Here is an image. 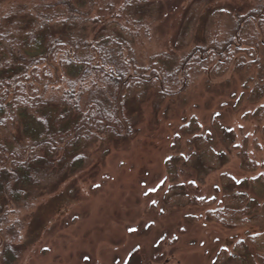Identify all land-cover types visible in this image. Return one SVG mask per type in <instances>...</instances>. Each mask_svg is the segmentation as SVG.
<instances>
[{
  "label": "rangeland",
  "instance_id": "1",
  "mask_svg": "<svg viewBox=\"0 0 264 264\" xmlns=\"http://www.w3.org/2000/svg\"><path fill=\"white\" fill-rule=\"evenodd\" d=\"M50 2L0 0V18L14 10L21 20L40 21ZM124 3L81 0L77 16L58 6L62 15L49 27L58 36L67 24L54 26L57 20L73 17L89 41L111 30L130 44L122 52L131 73L145 70V77L155 55L182 60L203 49L207 30L231 33L241 20L243 31L227 54L179 74L165 96L155 78L115 91L92 71L81 100L119 98L121 136L86 126L83 166L55 173L28 191L23 205L8 201L0 215V264H264V0H146L143 29L112 19L110 6L118 11ZM67 87L38 91L42 111L58 120L52 131L68 129L73 137L79 117L63 98ZM7 130L25 146L18 127ZM4 135L0 129V140Z\"/></svg>",
  "mask_w": 264,
  "mask_h": 264
},
{
  "label": "trees",
  "instance_id": "2",
  "mask_svg": "<svg viewBox=\"0 0 264 264\" xmlns=\"http://www.w3.org/2000/svg\"><path fill=\"white\" fill-rule=\"evenodd\" d=\"M50 1L49 5H42L40 21L32 18L21 20L14 10L0 18V129L5 133L0 140V202L2 197L5 201L4 205L0 204V215L6 211L8 201L25 204L28 191L42 186L55 173L65 174L61 171L63 169L71 173L84 165L86 156L82 151L90 136L89 130L84 131L86 126L96 128L97 132L103 130L121 136L119 98L116 97L112 103L110 99L101 100L95 95L88 105L81 100L87 91L83 90V86L92 71L106 78L115 91L119 87L122 91L123 88L152 83L155 78L161 86L160 95L165 96L167 89L177 85L179 74L186 75L189 66L202 62L206 57L227 54L235 32L243 31L241 20L236 21L231 33L226 34L220 33L224 30H216L220 23L212 25L215 31H206L203 49L196 48L182 60L169 54L155 55L151 60V75L145 77L140 73L145 70L135 68L131 73L122 52L124 48L131 51L130 44L114 36L111 30L101 31L95 34L94 40L89 41L80 35L78 31L81 28L79 24L76 28L73 17H68L58 19L54 24H67V31L56 36L49 25L50 21L62 15L57 11L58 6L68 11V16H77L75 13H78L81 0ZM145 1L125 0L118 11L110 6L109 12L113 13V20L124 17L126 23L131 22L143 29L147 21L143 5ZM99 20L94 18L93 21ZM194 20L195 13L192 12L186 19L185 35L189 33ZM123 27L120 29L123 30ZM126 36L129 41V33ZM62 82L68 84L63 98L69 109L79 117L74 124L76 134L73 137H69L71 131L68 129L64 131L58 128L53 132L52 128L58 126V120L53 121L50 111H42L46 103L38 91L39 86L45 89ZM10 126L18 127L25 146L19 142V136L9 134L7 127ZM9 139L10 142H7ZM42 150L44 155L39 156L37 152ZM58 150H62L61 155ZM22 151L28 152L26 157L20 154ZM7 250L16 253L14 247ZM2 254H5V248Z\"/></svg>",
  "mask_w": 264,
  "mask_h": 264
}]
</instances>
